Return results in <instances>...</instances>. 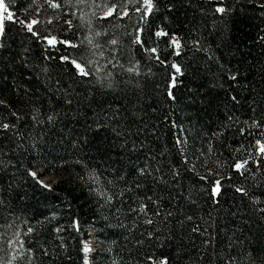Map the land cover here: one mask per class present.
<instances>
[{"label": "trees", "instance_id": "16d2710c", "mask_svg": "<svg viewBox=\"0 0 264 264\" xmlns=\"http://www.w3.org/2000/svg\"><path fill=\"white\" fill-rule=\"evenodd\" d=\"M4 3L0 264H264V0Z\"/></svg>", "mask_w": 264, "mask_h": 264}, {"label": "rangeland", "instance_id": "374dc122", "mask_svg": "<svg viewBox=\"0 0 264 264\" xmlns=\"http://www.w3.org/2000/svg\"><path fill=\"white\" fill-rule=\"evenodd\" d=\"M4 15L6 17L7 14L4 13ZM40 172H42V169L35 168L32 170V175L46 187H50L51 185L62 179L78 180L81 184L88 186L91 184V187L88 188L89 191L92 190V186H94V176L90 174L88 170L79 166L57 167L53 169L50 174L45 176H41ZM90 193L93 194L92 192ZM96 233L97 229L90 228L88 230L89 237L82 242L84 264L85 261H87V264H101L97 261L96 257L93 256V254H96V256L100 255V253H98V250L101 247V243L97 238ZM85 249H87V251H85Z\"/></svg>", "mask_w": 264, "mask_h": 264}, {"label": "snow or ice", "instance_id": "6c2138e0", "mask_svg": "<svg viewBox=\"0 0 264 264\" xmlns=\"http://www.w3.org/2000/svg\"><path fill=\"white\" fill-rule=\"evenodd\" d=\"M81 2H83V0H81ZM144 5L146 6V12L150 13L152 11V8H153V5H152V0H144ZM56 7H59V5H55ZM116 10V6L113 5V7L111 9H109L105 15L106 16H110L112 15L113 11ZM137 11H139V9H137ZM217 12L219 13H224L226 11L225 8L223 7H218L216 9ZM4 13H6V17L4 15ZM124 15H127V12H124ZM13 13L8 11L5 3H4V0H0V33H2L4 31V21L5 19H7L8 21H12L13 20ZM19 23H24L23 21H17ZM37 23V21L33 20L29 23H27L25 26L27 28V30L29 32H31L33 35H37V33L33 32V25H35ZM69 24L71 22H68ZM161 33H157V35H160ZM47 39V38H46ZM56 41H55V38H51V39H47V43L49 45H52L54 44ZM137 43H142V41L140 40L139 36H137V40H136ZM67 43V42H65ZM89 43H91V41H89ZM112 44H116L117 41L113 40L111 42ZM172 43L174 45H176L177 48H179V42L173 38V41ZM150 51L154 52L155 49H150ZM178 54V53H177ZM64 59H67L66 57ZM72 63L75 65V67L79 70V74L80 75H83V76H87L89 73L87 71L84 70V68L81 66V64L79 63H76V61H72ZM173 67H176L175 65H173ZM134 69H129V71H133ZM177 72H179V68L177 67ZM232 79H235V76L232 77ZM169 95H171V93H169ZM49 119H51V117H49ZM5 128L8 127V125H4ZM180 141L177 140V143H179ZM257 144L260 145L259 149H258V154H264V144H261L260 141H257ZM245 163H247V161H245ZM235 167L237 169L241 168L242 165L241 164H236ZM140 172L141 174H143L145 172V169H140ZM215 192H219V182H217V187L214 189ZM237 191H243V189H237ZM141 211H144V206H141ZM190 219V218H189ZM148 223H152L151 220L147 221ZM193 231H196V229H193ZM85 251H87V249H85ZM85 264H87V261H85ZM162 264H167V261H163Z\"/></svg>", "mask_w": 264, "mask_h": 264}, {"label": "bare ground", "instance_id": "6f19581e", "mask_svg": "<svg viewBox=\"0 0 264 264\" xmlns=\"http://www.w3.org/2000/svg\"><path fill=\"white\" fill-rule=\"evenodd\" d=\"M88 248V247H87Z\"/></svg>", "mask_w": 264, "mask_h": 264}]
</instances>
